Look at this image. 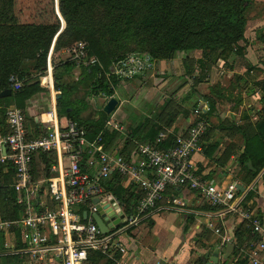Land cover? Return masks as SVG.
Listing matches in <instances>:
<instances>
[{
	"label": "trees",
	"instance_id": "1",
	"mask_svg": "<svg viewBox=\"0 0 264 264\" xmlns=\"http://www.w3.org/2000/svg\"><path fill=\"white\" fill-rule=\"evenodd\" d=\"M253 1L58 0L57 4L56 0H0V94L6 93L4 96L0 95V133L8 131L5 107L14 104L26 113L27 100L39 93H50L51 88L43 85L39 79L48 72L51 49L56 53L73 47L78 41H85L88 55L96 56L99 63L93 66L82 65L77 84H71L66 79L78 65L75 60L69 59L53 65L54 87L60 91L56 97L59 116L86 126L91 140L103 132V147L107 150H120L124 155H130L138 142L154 141L167 127H172L174 131L164 141L165 146H173L177 132L173 125L179 116L178 112L166 114L161 111L148 116L127 130V136L124 137L122 130L107 125L109 116L103 110L97 112V116H84L89 108V99L86 97L89 94L114 96L121 80L116 76L109 79L106 72L115 62L133 52L147 53L155 61L170 59L175 53L184 54L186 56L183 57V62L187 65L188 73L195 70L189 65V52L201 51L202 55L196 61L198 67L205 72L209 62L214 63L219 58H228L233 54L244 55L249 43L246 34L249 20L247 10ZM64 22L65 28L62 30ZM257 33L258 39L264 44V29ZM28 63L33 72H27ZM249 69L246 72L251 74L256 67L250 66ZM32 73L37 74L35 80H30ZM15 74L23 82L18 89H13L10 84V77ZM45 80L51 81V78ZM238 80L248 82L244 75L238 76ZM255 84L261 90V101L264 103V78ZM80 86L86 87L87 96L74 98ZM223 89L218 85L212 87L218 98L225 96ZM205 99L211 107L206 115L209 122L217 99L211 95ZM166 101L163 108L170 103L169 100ZM195 106L196 104L193 105ZM190 112L192 113V108ZM258 113L260 117L255 123L251 121L237 125L228 119L221 123V127L242 132L245 136V148L239 161L246 171L243 179L248 183L264 168V107ZM30 124L36 135L43 133L34 118H31ZM208 130L209 127L202 137L201 145L205 155L210 158L219 141L205 143ZM232 153L233 150L228 148L217 161L227 163ZM197 174L203 177L198 170ZM14 178V168L10 164L0 163V212L3 219L18 218L23 210L15 203L16 192L12 187ZM120 181L121 177L118 176L112 181H106L107 191L123 202L140 196V193L133 192L127 198L126 189ZM178 191L179 189L169 188L167 194L177 195ZM250 197L248 192L244 199L245 207ZM241 223L243 230L234 235L238 241L244 239L245 230L250 228L253 232V228L246 222ZM248 241L251 243L252 240ZM254 241L253 239L250 249L254 246ZM237 253L238 249H235L234 254ZM247 259L246 257L245 260ZM198 260L202 264V258ZM227 262L226 260L223 264Z\"/></svg>",
	"mask_w": 264,
	"mask_h": 264
},
{
	"label": "built area",
	"instance_id": "2",
	"mask_svg": "<svg viewBox=\"0 0 264 264\" xmlns=\"http://www.w3.org/2000/svg\"><path fill=\"white\" fill-rule=\"evenodd\" d=\"M87 46L85 41H78L69 48L71 59L78 65L99 63L96 56L88 55ZM155 63L149 54L133 52L115 62L106 75L126 81L146 74ZM52 72L49 66L47 73ZM46 78L47 75L41 77V83L51 88L52 105L34 116L43 133L35 134L26 113L16 105L6 113L8 131L0 133V163L14 168L15 203L23 208L18 218L0 217L4 237L0 256L24 255L36 264L51 259L60 264H93V252L112 255L126 251L119 237L132 224L158 211L188 212V198L182 192L188 188L209 205L219 207L223 214H238L254 233L262 236L249 251L251 263L262 264L264 226L259 216L244 206L247 192H240L235 183L219 186L204 179L197 174L192 161L193 154L202 151L201 140L209 127L208 100L203 98L192 107L195 119L184 132H175L173 146L166 147L164 142L173 133L169 129L160 132L152 142L140 143L135 154L124 155L120 150L103 147V132L91 140L86 126L61 118L56 104L60 91ZM10 84L18 89L23 82L12 75ZM107 125L121 129L119 124ZM115 176L121 177L122 186H135L140 192L129 213L125 212L126 204L106 189L105 182ZM169 188L179 189L178 194L168 195ZM96 198L99 202L114 199L127 220L104 234L93 218ZM215 231L220 233L219 228Z\"/></svg>",
	"mask_w": 264,
	"mask_h": 264
},
{
	"label": "crops",
	"instance_id": "3",
	"mask_svg": "<svg viewBox=\"0 0 264 264\" xmlns=\"http://www.w3.org/2000/svg\"><path fill=\"white\" fill-rule=\"evenodd\" d=\"M252 6L250 7L252 8ZM250 7L247 10L249 20L248 29L246 33L249 39V43L246 47L244 58H241L243 56H239V58L244 60L248 59L251 64L247 67L245 65V67H242L241 70H237L235 68L237 62L234 60V58H231L230 60H228V62L230 61L232 67H228L229 70L227 72L230 73L229 76H231L235 72H238L241 75L246 74L244 76L247 79L248 76H251L253 73V77L255 79L254 81H258L264 78V71L261 70L263 67L262 64L261 66L257 64V61L255 60L256 54L253 55L254 52L252 51V43L254 42V38L252 37V32L249 33V13L251 9ZM263 9L264 0H259L257 11L260 12V15H257L255 17L257 23L259 22L255 29L256 32H258V30L260 29H264V22L262 20L264 17ZM257 41L261 42L260 40ZM261 43V47H264L263 42ZM197 53L202 55L200 50H197ZM262 53L264 55V50L262 51ZM184 56L186 55L182 54V56L180 57L183 58ZM252 65H256L258 66V68L261 67L259 68V71H261L262 74L259 75V73L253 71V69L251 71V74L247 73L246 71H249V67ZM224 72L225 71H222V74ZM46 75L48 77H51V81H53L54 83L53 72L51 75L48 73ZM209 78L211 79V77ZM211 82L213 81L211 80ZM221 85L223 86L224 84ZM213 86H215V84H213L212 87ZM248 87L253 88L254 92H252L249 88V92L251 91L249 93L247 91ZM247 88V90L245 88L242 90V94L239 92L241 94L240 102L238 104L237 101H235V103H232L234 107L233 109L227 106L224 107L226 108V111H228L229 114L231 113V116H215L213 119L210 120V118L212 117V115H210V124L208 130L209 133H207L204 141L205 143H213L216 140L219 141V145L215 150L213 157H207L202 150L193 154L192 161L199 173L206 180H209L219 186H227L230 183L243 184L245 187V192H250L251 194L250 199L246 201V208L253 210L262 220L264 226V168L251 182H245L243 178L246 177V171L242 169V166L239 161V156L245 148V136L242 132H235L228 127H221V123L225 121V119H227L228 117V120L236 123L237 125H241L251 121L254 123L257 122L260 117L258 111H260L264 107V103L261 101L262 93L260 88L256 84H253V87L252 84H249ZM39 94H37L36 96H38ZM48 95L52 96V90H50V93ZM48 95L45 96L48 97ZM51 105L52 104H50V107ZM34 116L32 118H34ZM193 120L191 121V123L193 122ZM119 125L122 126V124ZM188 127H185L182 130H177V132H184ZM123 143L124 139L120 142L121 147L123 146ZM228 148L233 150L230 159L227 163H219L217 159L221 157ZM135 150L131 151L130 154H135ZM123 188L126 189L127 198L133 192L137 194L140 193L137 187L135 186H123ZM182 192L188 198V212H178L174 210L158 211L151 214L149 218L140 220L139 222L132 224L127 229V231H125L119 237L121 243L126 247L125 252H115L112 255H107L96 251L92 253V263L200 264L198 262V259L201 257L199 256L200 252H205L206 250L213 251L214 248L223 246L228 240H233L235 249H238V253L234 254L233 251L227 259H224L222 253H220L218 264H223L224 262H226V260L228 261L227 264H252L249 254V251L251 250V243L253 239L255 240L254 242L257 243L258 241L263 239L262 236L252 232L250 228L247 229V227H245L247 230H245L244 235H246L244 239L240 241H238L237 239L235 240L234 235L239 230H243L241 223L242 221L239 218L238 214H223L219 209H214L209 206L206 201L201 200L199 194L194 190L183 188ZM136 200L137 199L131 201L128 200L124 203L126 205L130 204L131 208L135 204ZM131 211V209L125 210L126 213H129ZM215 228H219L220 233H216ZM248 240H252L251 243ZM3 246L4 237L3 234L0 232V252L4 248ZM246 257L248 258L247 260H245ZM260 259L262 264H264V251L260 256ZM0 264L36 263H33L27 256L24 255H2L0 256ZM38 264H60V262L58 260L51 259L46 263Z\"/></svg>",
	"mask_w": 264,
	"mask_h": 264
},
{
	"label": "rangeland",
	"instance_id": "4",
	"mask_svg": "<svg viewBox=\"0 0 264 264\" xmlns=\"http://www.w3.org/2000/svg\"><path fill=\"white\" fill-rule=\"evenodd\" d=\"M56 3L58 4V0H56ZM253 3L254 4H251V6H254H252V8L250 7L251 9L249 13V33L252 32L251 34L254 38V42L252 43V51L254 52L253 55L256 54L255 60L260 66L262 64L263 67L261 70L264 71V55L262 53L264 47H261L262 43L257 41L259 40L257 37L258 33L255 30L257 24L259 23H257L255 20V17L260 15V12L257 11L259 0H254ZM262 20L264 22V17ZM180 56H182V54L175 53L170 59H160L156 61L154 68L150 69L148 72H146V74L134 79H130L129 81H120V83L116 86V92L114 96L120 100L119 106L112 114L108 116L109 122L116 125L122 124V126L120 125V130L124 132V137L127 136V130H129L131 127L139 124L146 117L152 116L155 113H160L161 111H164L166 114H168V112H178L179 116L177 117L173 126L176 127L177 130H182L185 127L190 126L191 121L195 118L194 114L190 112L192 106L195 104L197 105L200 100H202V98L208 97L209 95H213L214 98L217 99V106L215 111L211 114L212 117L210 120L215 116H231V113L229 114L224 107L227 106L233 109L234 107L232 103L237 101L238 104L240 102L242 90L244 88L246 89L249 84H252V87L253 84L255 85L256 81H254L255 79L253 77V73L251 76H248V82L245 80L239 81L238 76H241V74L238 72H235L229 76L230 73L227 72L229 70L228 67H232V65L230 61L228 62V60L231 58H234V60L237 62L235 65L237 70H241V68L245 67V65L247 67L251 64L248 59H240L236 54H233L228 58H219L214 63L209 62L207 66L208 68H205L207 72H205L204 69L202 70L201 67H198V63L196 61L201 57V55L197 53V50L189 52V65L193 66L195 69L191 73L187 72V65L183 62V58ZM241 56H243L241 58H244V55ZM71 57L72 54L69 49H64L54 53L52 48L49 54V66H51L53 70L54 64L69 60ZM254 66L256 67L255 72H258L259 75L262 74V72L258 70L261 67L258 68V66ZM26 67L27 72H33L29 67V63ZM82 69V65H77L72 74L66 78L67 81H69L71 84H77V81L81 76ZM222 71L225 72L222 74ZM30 76V80H35L37 74L32 73ZM209 77H211V79ZM211 80L214 83L211 82ZM213 84H215V86L218 85L221 89L224 88L223 90L225 96L223 98H218V96L213 93ZM221 84L224 85L222 86ZM249 88L252 92H254V89L251 87H248V90L246 89L248 92L250 90ZM85 90L86 87L82 88L80 86L75 92L74 98L86 97L87 94L85 93ZM230 93L232 95L229 97ZM86 98L89 99V108L84 112V116L86 117L97 116V112L103 110V107L107 102V99L101 95L96 96L95 94H89ZM166 100H169L170 103L163 108L167 102ZM27 101L28 102H26L25 109L28 116V121L30 122L34 115H39L49 109L50 104H52V96L48 95V97H46L44 94H39L38 96L32 97ZM12 105L14 104L5 107L6 112ZM110 127L112 128L111 125ZM171 128L167 127L165 130H169ZM138 143L135 149H137L139 145ZM129 208L130 204L126 205L124 209L128 210ZM0 217L2 218L1 212Z\"/></svg>",
	"mask_w": 264,
	"mask_h": 264
},
{
	"label": "water",
	"instance_id": "5",
	"mask_svg": "<svg viewBox=\"0 0 264 264\" xmlns=\"http://www.w3.org/2000/svg\"><path fill=\"white\" fill-rule=\"evenodd\" d=\"M64 28H65V22L62 30ZM5 94H6L5 92H2L1 95L4 96ZM119 102L120 100L115 96L110 97L107 100L106 104L104 105L103 111L107 115L112 114L119 106ZM236 186L239 191L241 192L245 191V187L243 184L237 183ZM95 202L97 204H96V210L93 213V218L96 224L98 225V227L101 229V231L104 234L110 232L116 227L121 226L122 223L127 220L125 213L121 209L118 210V205H115L114 199L110 198L109 200L106 199L99 202V199L96 198ZM131 210H133V207H131ZM87 215L88 213L87 211H85L84 219L87 218ZM234 249H235V245L233 240H228L223 246L216 247L214 248L213 251L206 250L205 252H200L199 256L202 257V264H218L220 253H222L224 259H227L230 256V254L234 251Z\"/></svg>",
	"mask_w": 264,
	"mask_h": 264
}]
</instances>
